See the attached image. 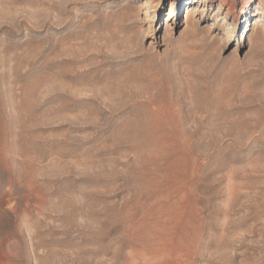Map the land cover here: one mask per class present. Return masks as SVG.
<instances>
[{"label": "rangeland", "instance_id": "rangeland-1", "mask_svg": "<svg viewBox=\"0 0 264 264\" xmlns=\"http://www.w3.org/2000/svg\"><path fill=\"white\" fill-rule=\"evenodd\" d=\"M0 264H264V0H0Z\"/></svg>", "mask_w": 264, "mask_h": 264}]
</instances>
